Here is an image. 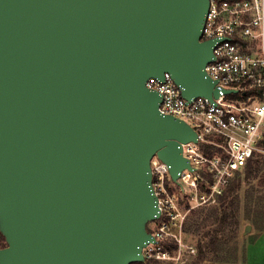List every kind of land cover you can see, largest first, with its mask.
Listing matches in <instances>:
<instances>
[{
    "label": "water",
    "instance_id": "obj_1",
    "mask_svg": "<svg viewBox=\"0 0 264 264\" xmlns=\"http://www.w3.org/2000/svg\"><path fill=\"white\" fill-rule=\"evenodd\" d=\"M209 6L0 0V264L144 262L160 217L151 160L177 181L198 141L146 84L168 73L187 101L220 96Z\"/></svg>",
    "mask_w": 264,
    "mask_h": 264
},
{
    "label": "built area",
    "instance_id": "obj_2",
    "mask_svg": "<svg viewBox=\"0 0 264 264\" xmlns=\"http://www.w3.org/2000/svg\"><path fill=\"white\" fill-rule=\"evenodd\" d=\"M202 40H216L206 72L217 81L218 98L187 101L168 73L146 84L162 96L160 111L188 123L198 141L182 144L191 169L177 181L157 154L151 160L160 217L148 228L155 240L143 248L145 264L178 263L190 211L218 205L256 154H264V0H210Z\"/></svg>",
    "mask_w": 264,
    "mask_h": 264
},
{
    "label": "trees",
    "instance_id": "obj_3",
    "mask_svg": "<svg viewBox=\"0 0 264 264\" xmlns=\"http://www.w3.org/2000/svg\"><path fill=\"white\" fill-rule=\"evenodd\" d=\"M204 148L208 149V147ZM208 151L211 153L212 148H209ZM243 173L244 180L249 186V188L246 190L244 201L245 209L249 215L248 218L250 219V215L254 214L256 210L260 208L258 215L264 219V154H256L254 159L248 163ZM240 176L241 174L233 180L224 195L221 197L218 205L210 206L203 218L199 216L200 219L197 221L199 222L200 220L201 224L196 222L198 225H195L196 229L206 227L209 224L214 226L205 232V238L207 241L204 243V245H200L194 264H202L208 260L209 254H212V259L216 263H235L239 260L235 253V249L231 251L229 247L230 243L239 237L240 231V210L242 207L240 192L242 190L243 184V179L240 178ZM256 179H258L257 185L253 183V181ZM254 216H256V214ZM6 246V239L0 231V248H4ZM225 250L229 251L230 254L224 256L222 253ZM245 251L246 247L244 249V253ZM245 259L246 258H244V261ZM132 264L145 263L136 262Z\"/></svg>",
    "mask_w": 264,
    "mask_h": 264
},
{
    "label": "rangeland",
    "instance_id": "obj_4",
    "mask_svg": "<svg viewBox=\"0 0 264 264\" xmlns=\"http://www.w3.org/2000/svg\"><path fill=\"white\" fill-rule=\"evenodd\" d=\"M243 175L244 173L241 174L240 176V178L243 179V182H242L243 184H242V190L240 192L242 207L240 210V220L241 221H240L239 237L235 239L234 241H232L229 247L231 251L235 249V253L238 256L239 260L242 258L244 254V249L246 245L248 243L252 244L256 241L257 239L256 234L258 231H260V228L263 224V221H262L263 218L260 215H258L260 208L257 209L255 213L253 212L254 214L250 215V219L248 218L249 215L245 209L244 201H245L246 190L249 188V186L247 182L244 180ZM253 183L257 185L258 179L254 180ZM207 209H209V207L195 208L190 211V213L188 214L187 220L185 222L186 228H184V234H183V247L181 250V259L179 260L178 263L165 262L162 264H194L200 245H204V243L207 241V239L205 238V232H207L209 228L214 226L212 224H209L208 226L201 227L200 229H196L195 227V225H197L196 222H198L197 220L200 219L199 216L203 218L207 212ZM255 214L256 216H254ZM198 223L201 224V221L199 220ZM148 227L149 229L154 228L155 223L154 222L149 223ZM249 227H250V230L247 231ZM190 248H194L196 253L189 251ZM222 254L224 256H227L228 254H230V252L225 250ZM245 262H246V259L243 264H245ZM214 263L216 262L212 259V254H209L208 260H206L202 264H214Z\"/></svg>",
    "mask_w": 264,
    "mask_h": 264
},
{
    "label": "crops",
    "instance_id": "obj_5",
    "mask_svg": "<svg viewBox=\"0 0 264 264\" xmlns=\"http://www.w3.org/2000/svg\"><path fill=\"white\" fill-rule=\"evenodd\" d=\"M256 236L254 243L246 245V251L240 260L235 263L217 262L214 264H243L244 258H246L245 264H264V221Z\"/></svg>",
    "mask_w": 264,
    "mask_h": 264
}]
</instances>
